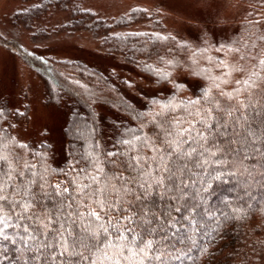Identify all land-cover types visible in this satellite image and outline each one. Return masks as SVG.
Masks as SVG:
<instances>
[{
  "label": "trees",
  "instance_id": "1",
  "mask_svg": "<svg viewBox=\"0 0 264 264\" xmlns=\"http://www.w3.org/2000/svg\"><path fill=\"white\" fill-rule=\"evenodd\" d=\"M253 7L256 9L250 15V25L243 31L215 37L202 33L188 39L169 30L158 11L144 5H132L124 13L106 18L84 5L83 0L23 3L9 20L14 30L24 32L30 45L23 47L1 32L0 41L39 76L55 101L63 96L78 109L72 110L65 128V158L53 164L48 143L22 141L16 136L15 123L10 121L12 111L6 99L0 98V138L6 145L3 150L23 157L21 163L35 165L33 171L45 175L50 184L71 188L70 181L81 168L88 167L90 159H108L105 154L119 149V141L132 132L151 133L161 120L179 119L183 127H188L184 120L199 119L190 113L204 105L206 90L210 89L221 104L239 107L240 101H246L244 93L237 99L220 93L233 92L238 87L236 80L260 70L259 61L264 59V0L253 3ZM60 13L67 20L55 24L53 19ZM61 30L89 31L100 44L99 54L111 56L109 61L114 65H107L115 69H102L96 63L79 59L57 58L50 50H44L41 41ZM245 59L251 65L247 72L242 65ZM233 67L236 71H232ZM178 73L185 76L179 80ZM136 75L154 91L143 92L142 97L139 94L138 100L127 92L132 80L125 79ZM216 84L220 87H214ZM156 86H166L162 95L156 92ZM99 106L108 113H102ZM207 167L211 170L213 165ZM238 179L243 187L232 177L213 184L214 195L208 206L216 210V219L207 222L206 230L204 221L195 231L188 229L195 243L177 245L190 257L183 264H264V188H249L243 184V177ZM30 255L17 253L9 246L7 255H0V264H16L13 257L25 264Z\"/></svg>",
  "mask_w": 264,
  "mask_h": 264
},
{
  "label": "snow or ice",
  "instance_id": "2",
  "mask_svg": "<svg viewBox=\"0 0 264 264\" xmlns=\"http://www.w3.org/2000/svg\"><path fill=\"white\" fill-rule=\"evenodd\" d=\"M259 69L236 80L233 92L221 90L229 99L244 93L239 107L221 104L206 90L207 107L190 113L199 119L185 118L188 127L179 119L161 120L151 133L132 132L119 149L105 154L108 159H90L71 188L50 184L33 171L35 165L5 153L0 138V255L12 246L31 254L25 264L190 259L177 245L195 243L188 229L204 221L206 230L216 219L208 206L214 183L232 177L243 187L238 179L243 177L249 188H264V59ZM245 195L250 197L248 190Z\"/></svg>",
  "mask_w": 264,
  "mask_h": 264
},
{
  "label": "rangeland",
  "instance_id": "3",
  "mask_svg": "<svg viewBox=\"0 0 264 264\" xmlns=\"http://www.w3.org/2000/svg\"><path fill=\"white\" fill-rule=\"evenodd\" d=\"M258 0H83L84 5L99 15L111 18L127 11L132 5L139 4L158 11L169 30L193 39L202 33L226 35L234 31H243L250 25V15L256 9L253 3ZM31 0H0V32L6 39H12L28 47L30 45L22 31L11 26L9 17L23 3ZM252 2V3H251ZM67 20L64 13L53 19L55 24ZM261 23L263 20L260 21ZM239 29V30H238ZM248 41H246L247 43ZM44 50H50L57 58H73L88 64L114 68L108 55L99 54V42L87 30H61L51 33L41 41ZM97 53V57L94 55ZM107 59H103V57ZM106 63V64H105ZM109 64V65H107ZM243 70L247 72L251 65L243 61ZM115 69V68H114ZM114 73V72H113ZM183 73H178L180 79ZM185 76V75H184ZM132 80V88L127 90L135 99H141L143 92L151 93L148 82L140 76H126ZM158 94L166 86H156ZM154 92V91H153ZM152 92V93H153ZM141 94V97L138 95ZM162 95V94H161ZM0 98H5L12 111L11 120L15 123L16 136L22 141L34 143L46 142L51 146L53 164L64 160L66 154L65 128L72 117V110L78 109L69 99L58 101L46 90L39 76L22 59L0 41ZM77 108V109H76ZM102 113L106 108L99 106Z\"/></svg>",
  "mask_w": 264,
  "mask_h": 264
}]
</instances>
